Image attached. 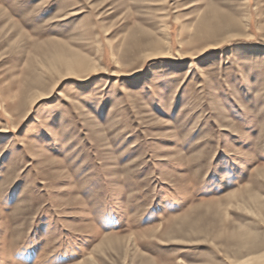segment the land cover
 Returning <instances> with one entry per match:
<instances>
[{"label":"rangeland","instance_id":"obj_1","mask_svg":"<svg viewBox=\"0 0 264 264\" xmlns=\"http://www.w3.org/2000/svg\"><path fill=\"white\" fill-rule=\"evenodd\" d=\"M263 202L264 0H0V264H239Z\"/></svg>","mask_w":264,"mask_h":264},{"label":"bare ground","instance_id":"obj_2","mask_svg":"<svg viewBox=\"0 0 264 264\" xmlns=\"http://www.w3.org/2000/svg\"><path fill=\"white\" fill-rule=\"evenodd\" d=\"M56 60H58V59H56ZM69 60V59H68ZM58 63H62V62H58ZM66 67H68V68H66V70H68L69 72H75L77 69H72V68H75L76 66H77V64H76V62L75 61H73L72 59L70 60V61H66ZM77 68H79V67H77ZM68 71H67V73H68ZM66 73V72H65ZM41 96V95H40ZM37 98H39V97H37ZM240 197H243V195L242 196H240ZM249 198V197H248ZM241 199H243V198H241ZM257 198H255V200H256ZM249 200V199H248ZM259 199H257V201H258ZM251 201V200H250ZM248 202V204L250 203L251 204V202ZM254 201V200H253ZM263 201V200H262ZM261 202V201H260ZM254 204H255V202H253ZM258 205V204H257ZM263 205H264V202H263ZM256 207V206H255ZM258 208V207H257ZM263 209H264V207H263ZM260 212H262V211H260ZM244 231V230H243ZM241 234V233H240ZM252 237V236H251ZM253 237H255V236H253ZM250 239H252V241H254L253 240V238H250ZM244 240V239H243ZM249 241V240H248ZM257 242H258V240H257ZM257 242H254L253 244L255 245V244H257ZM259 242H260V240H259ZM241 243V242H240ZM243 243H244V241H243ZM248 244H249V242H248ZM244 245V244H243ZM250 245V244H249ZM251 245H252V243H251ZM262 245H263V243H262ZM262 245L260 244V245H255V246H249V247H247L246 248V250L245 251H240L239 253L237 252V254L236 255H238V256H240L241 258L245 255V253H246V255H245V257L247 256L248 257V255H251L249 258H247V259H245V260H243L242 262H240L239 264H264V251L262 252V248H264V247H262Z\"/></svg>","mask_w":264,"mask_h":264}]
</instances>
